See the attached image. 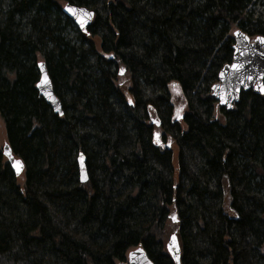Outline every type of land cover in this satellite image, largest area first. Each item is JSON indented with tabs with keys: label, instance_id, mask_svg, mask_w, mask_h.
<instances>
[{
	"label": "trees",
	"instance_id": "trees-1",
	"mask_svg": "<svg viewBox=\"0 0 264 264\" xmlns=\"http://www.w3.org/2000/svg\"><path fill=\"white\" fill-rule=\"evenodd\" d=\"M65 4L93 12L86 33ZM251 4L0 0V118L25 167L15 178L0 148V264H119L139 246L174 264L173 234L179 264H264V95L232 110L211 95L232 32L264 37ZM37 58L62 117L38 95Z\"/></svg>",
	"mask_w": 264,
	"mask_h": 264
},
{
	"label": "water",
	"instance_id": "water-1",
	"mask_svg": "<svg viewBox=\"0 0 264 264\" xmlns=\"http://www.w3.org/2000/svg\"><path fill=\"white\" fill-rule=\"evenodd\" d=\"M68 8H71L73 11L69 12L67 10ZM61 11L83 34L86 33L94 17L93 12L90 10L71 6L69 4H65ZM86 13H91V15H86ZM258 36H255L253 41H251L250 37L244 31L237 29L233 32L232 37L234 45L232 60L220 70L217 76L218 82L211 87L212 97L217 101L219 107L232 110L234 104L239 101L240 94L246 91L251 90L254 93L264 95V93L259 90L264 86V44L256 40ZM245 37H247V39H245ZM233 64L242 65V67L239 71H236L231 67ZM37 71L39 73V79L36 83L38 95L42 97L49 107H51L55 115L62 117V107L59 99L53 95L52 85L49 81L48 72H46L45 62L37 63ZM248 77H251V79H248ZM221 97H223L224 103L221 102ZM152 123L155 122L152 121ZM1 153L5 157L6 163L14 177H20L25 172L24 164L21 159L13 155L8 143H4ZM16 161L20 162L19 170L14 166ZM76 165L78 169V181L81 185H84L88 181L84 154H78ZM173 236L175 237L174 244L172 239ZM170 245H173L171 250L169 247ZM138 249L139 251H137ZM165 250L172 258L174 264H179L180 250L176 235L173 234L168 238ZM126 256V261L119 264H152L141 246L134 248L132 251L128 252Z\"/></svg>",
	"mask_w": 264,
	"mask_h": 264
},
{
	"label": "rangeland",
	"instance_id": "rangeland-1",
	"mask_svg": "<svg viewBox=\"0 0 264 264\" xmlns=\"http://www.w3.org/2000/svg\"><path fill=\"white\" fill-rule=\"evenodd\" d=\"M249 12L253 14L255 17H261L264 19V0H252V4L249 7ZM252 38H250L251 40ZM38 61H41L40 58H37ZM172 91V102L175 105V111L174 114L175 116H178L180 113H182V108H183V102H182V95L177 88L171 89ZM180 116V115H179ZM6 143V133H5V128H4V123L0 118V148ZM176 154L177 150H174L173 155H172V162L175 168H177V160H176ZM22 179V178H21ZM23 181H20L22 183Z\"/></svg>",
	"mask_w": 264,
	"mask_h": 264
},
{
	"label": "snow or ice",
	"instance_id": "snow-or-ice-1",
	"mask_svg": "<svg viewBox=\"0 0 264 264\" xmlns=\"http://www.w3.org/2000/svg\"><path fill=\"white\" fill-rule=\"evenodd\" d=\"M67 10H68L69 12L73 11L71 8H68ZM86 15H89V16H90L91 13H86ZM236 34H239V33H236ZM245 39H247V37H245ZM256 40H257L259 43L264 44V37H260V36H258V37H256ZM231 67H232L234 70L239 71L240 68L242 67V65L233 64V65H231ZM120 71H121V73H123V72H124V69H121ZM248 79H251V77H248ZM259 90H260L262 93H264V86H262ZM221 102H222V103L225 102L224 99H223V97H221ZM129 103H131V101H129ZM14 166L17 167V169L19 170L20 162H19V161H16V162L14 163ZM172 218H173V220H175V217H174V216H173ZM172 239H173V244H174V242H175V237L173 236ZM172 246H173V245H170V246H169V247H170V250H171V247H172ZM137 251H139V249H138Z\"/></svg>",
	"mask_w": 264,
	"mask_h": 264
},
{
	"label": "bare ground",
	"instance_id": "bare-ground-1",
	"mask_svg": "<svg viewBox=\"0 0 264 264\" xmlns=\"http://www.w3.org/2000/svg\"><path fill=\"white\" fill-rule=\"evenodd\" d=\"M18 158V157H17ZM20 159V158H19Z\"/></svg>",
	"mask_w": 264,
	"mask_h": 264
}]
</instances>
